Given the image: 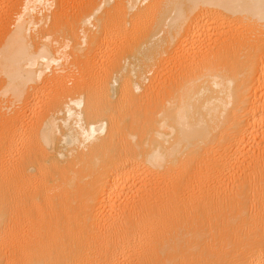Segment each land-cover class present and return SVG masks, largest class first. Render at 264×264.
<instances>
[{
    "label": "bare ground",
    "instance_id": "obj_1",
    "mask_svg": "<svg viewBox=\"0 0 264 264\" xmlns=\"http://www.w3.org/2000/svg\"><path fill=\"white\" fill-rule=\"evenodd\" d=\"M0 264H264V0H0Z\"/></svg>",
    "mask_w": 264,
    "mask_h": 264
}]
</instances>
